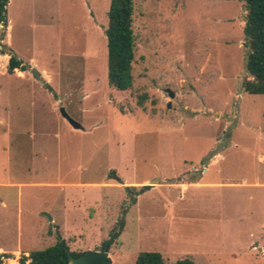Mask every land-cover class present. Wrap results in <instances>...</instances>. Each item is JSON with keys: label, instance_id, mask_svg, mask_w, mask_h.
I'll list each match as a JSON object with an SVG mask.
<instances>
[{"label": "rangeland", "instance_id": "obj_1", "mask_svg": "<svg viewBox=\"0 0 264 264\" xmlns=\"http://www.w3.org/2000/svg\"><path fill=\"white\" fill-rule=\"evenodd\" d=\"M109 4L6 2L0 253L12 257L0 264L57 238L102 250L121 223L108 264L140 251L168 264H264V94L242 88L244 2L134 0L125 90L107 81ZM9 54L28 67L9 73Z\"/></svg>", "mask_w": 264, "mask_h": 264}, {"label": "trees", "instance_id": "obj_2", "mask_svg": "<svg viewBox=\"0 0 264 264\" xmlns=\"http://www.w3.org/2000/svg\"><path fill=\"white\" fill-rule=\"evenodd\" d=\"M245 5L246 21L244 34L247 39L248 53L245 68L250 78L242 81V88L251 94H264V0H242ZM7 0H0V23L6 24L5 5ZM133 5L134 0H110L107 11L108 22L105 30L107 44V81L108 84L121 90L132 86V61L134 58L133 34ZM5 47V45H2ZM6 51L8 52L7 48ZM2 49V52H6ZM9 53V52H8ZM28 67L21 59L9 54L7 70L12 73L15 68L25 70ZM141 103V102H140ZM214 151H209L204 158L206 163ZM122 224L108 239L103 241L101 249L109 247L119 235ZM63 239L47 247L34 249L27 255L21 253L20 264H69L68 254L76 257L83 252L67 251L68 246H63ZM69 249V248H68ZM12 257L9 253H0L1 258ZM110 263V258L100 264ZM133 264H168L158 251H140ZM173 264H196L192 259L184 257L174 261Z\"/></svg>", "mask_w": 264, "mask_h": 264}, {"label": "water", "instance_id": "obj_3", "mask_svg": "<svg viewBox=\"0 0 264 264\" xmlns=\"http://www.w3.org/2000/svg\"><path fill=\"white\" fill-rule=\"evenodd\" d=\"M244 20L246 21V17L244 16ZM0 26H2V23H0ZM32 72L36 74L37 77H39L38 73H36L35 69H32ZM168 93L170 96H173V93L168 90ZM60 113L61 115L74 127V128H80L81 125L73 119L64 109V107H60ZM49 219H51L49 217ZM63 246H66V243H62ZM67 251L69 249L67 248ZM108 259V248L105 247L102 250H94L90 249L87 251H84L80 255L74 257L71 254H68V260L69 264H100L101 262L107 261Z\"/></svg>", "mask_w": 264, "mask_h": 264}, {"label": "crops", "instance_id": "obj_4", "mask_svg": "<svg viewBox=\"0 0 264 264\" xmlns=\"http://www.w3.org/2000/svg\"><path fill=\"white\" fill-rule=\"evenodd\" d=\"M19 185H20V184H18V187H17V193H16V194H17L16 197H17V200H18V201H19V198H20V196H21V195H20V194H21V193H20V192H21V189L19 188V187H21V186H19ZM2 201H4L3 198H2ZM1 249L3 250V247H0V250H1Z\"/></svg>", "mask_w": 264, "mask_h": 264}]
</instances>
